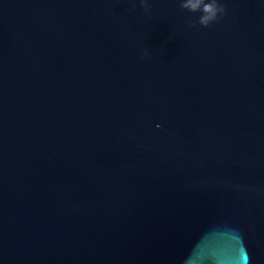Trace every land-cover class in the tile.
<instances>
[{
	"label": "water",
	"instance_id": "obj_1",
	"mask_svg": "<svg viewBox=\"0 0 264 264\" xmlns=\"http://www.w3.org/2000/svg\"><path fill=\"white\" fill-rule=\"evenodd\" d=\"M181 3L0 0V264H264V0Z\"/></svg>",
	"mask_w": 264,
	"mask_h": 264
},
{
	"label": "clouds",
	"instance_id": "obj_2",
	"mask_svg": "<svg viewBox=\"0 0 264 264\" xmlns=\"http://www.w3.org/2000/svg\"><path fill=\"white\" fill-rule=\"evenodd\" d=\"M143 3V0H142ZM181 8L190 12H200L198 23L201 26H208L218 18V13H224V7L217 3V0H182ZM191 26H195L194 24ZM159 127V125H157Z\"/></svg>",
	"mask_w": 264,
	"mask_h": 264
}]
</instances>
